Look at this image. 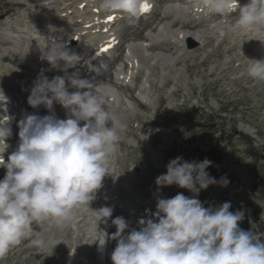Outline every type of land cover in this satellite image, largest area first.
<instances>
[{
	"label": "rangeland",
	"instance_id": "1",
	"mask_svg": "<svg viewBox=\"0 0 264 264\" xmlns=\"http://www.w3.org/2000/svg\"><path fill=\"white\" fill-rule=\"evenodd\" d=\"M60 2L62 0H0V82L6 79L4 82L10 88L31 89L41 71L30 69L24 63H34V51H30L26 56L25 49L10 46L5 36L18 37L24 46L26 43L33 44V37H37L35 45L41 46L44 38L38 34L31 36L28 32H23L22 25H27L31 30L32 24L29 21L38 19L53 27L61 26L60 22H56L60 13H54L60 9ZM66 3L71 2L68 0ZM17 5L21 8L17 9ZM161 8V3L156 2L155 14L148 22H152L157 15H163ZM5 11L10 13L5 15ZM187 17L192 16H183ZM171 21L159 24L154 33L151 31L152 23L150 27L143 28L146 22H140L135 26L137 28L125 37V51L134 49L139 53L141 60L138 67H133L136 69L128 70L126 84L129 88L120 87L116 83V80L123 79L125 74L123 64L127 56L122 49L116 53L121 55V63L114 67L112 74L97 82L112 90L113 95L109 97L107 104L113 115L110 123L112 126L114 121L119 123L118 130L122 136L117 152L109 158L110 174L106 175L102 182L108 186L107 191L117 197L116 200L111 197L116 204L114 206H123V210L132 217L130 228L138 230V220H134L138 213L146 215L148 211H141L139 207L148 199L172 198L177 193L193 196L188 190L175 185L160 187L159 191L157 190L155 180L159 175L166 173L167 163L178 156L185 161L198 162L207 158L212 164L205 171L218 181L221 177H226L229 182L227 186L209 185L201 190L196 198L205 207L231 202L230 211L241 210L244 213L239 227L259 234L263 240L264 90L259 84L264 82L246 84L242 79L247 75L246 62L250 59L249 54L245 53V48L250 45L229 52L223 43L228 38L227 32L223 29L216 30V40L210 39L208 45H202L200 40L196 39L197 43L202 45L199 47L197 60L203 61L210 57L207 71L202 66L191 69L190 57L193 55L184 56L180 43L170 42L171 45L165 50V45L161 46L162 44L155 41L159 34L170 30ZM4 22H16L15 30L18 31L15 33L7 30ZM207 29L205 26L193 32H183L190 36L200 35L202 32L211 34L212 31ZM137 33H141L147 40L139 41L135 37ZM168 39L165 37L166 42ZM155 44L161 49L150 50L149 47ZM217 51L221 52L220 58L215 56ZM177 60L180 62L177 63ZM255 60H259V57L256 56ZM186 67L189 73L186 72ZM44 69V75L49 79L63 75L56 70ZM210 73L213 75L209 76ZM143 97L144 99H141ZM141 103L145 106H140ZM154 211L155 207L149 212ZM78 212L84 213L85 222L74 220ZM88 217H93V211L84 205L74 209L71 218L63 222L49 218L31 224L37 238L42 232L50 229L51 232L60 233L59 225L65 222V226L71 229L74 248L80 249V253L74 256L75 260H72V254H61L60 250H57L54 245L57 243L55 234H48L44 241L38 242L34 238L30 243H23L22 239L31 235L26 227L22 239L13 245L6 255L0 257V264H83V261L86 264L91 263L94 257L88 258L91 256L89 242L79 237L85 231ZM57 237L60 241L65 238L63 234ZM60 244L63 246L66 242Z\"/></svg>",
	"mask_w": 264,
	"mask_h": 264
},
{
	"label": "clouds",
	"instance_id": "2",
	"mask_svg": "<svg viewBox=\"0 0 264 264\" xmlns=\"http://www.w3.org/2000/svg\"><path fill=\"white\" fill-rule=\"evenodd\" d=\"M100 4L105 13L132 12L139 7L138 0H100ZM201 4L217 16H227L239 7L232 25L235 32L264 30V0H248L243 6L238 0H201ZM40 36L44 38L40 59L48 63V70L59 69L63 75L49 79L43 70L37 75L27 104L32 108L43 105L50 114H22L16 123L18 144L7 162L4 154L10 147L6 141L12 135V118L0 116V166L6 170L0 179V257L33 222L48 218L63 222L74 209L89 207L103 178L110 174L109 158L120 142L107 108L112 90L81 78L78 70L69 73L81 56L54 35ZM247 60V76L264 82V59ZM6 99L0 90V100ZM54 103L65 110L66 118L55 116ZM211 164L207 158L198 162L179 156L167 163L166 173L155 180L157 190L175 185L193 196L158 197L155 211L137 221L138 230L130 228L124 217L114 218L112 264H264V240L239 227L243 211H230L231 202L205 207L196 198L209 185L229 182L226 177L219 181L211 177L205 171ZM93 211L97 213L93 231L97 232L113 209Z\"/></svg>",
	"mask_w": 264,
	"mask_h": 264
},
{
	"label": "bare ground",
	"instance_id": "3",
	"mask_svg": "<svg viewBox=\"0 0 264 264\" xmlns=\"http://www.w3.org/2000/svg\"><path fill=\"white\" fill-rule=\"evenodd\" d=\"M33 1H35V0H33ZM72 1H73L72 5L69 7L70 8L69 10H71V13H69L68 10H65L64 14L61 15V16L62 17H66L67 19H70V21H72L74 15H76V14L81 15V16H79L80 23H77L80 26L78 28H81V30L84 31V32L90 33V29L84 28L83 25L84 24H86V25L87 24H91V22L93 21V14L91 13L90 9L86 8V9L81 10L79 5L81 3H85L88 6H90L89 4H90L91 1L90 0H72ZM162 1H166V2L168 1L169 3H171L170 7H175V9L177 11H178V8H182L183 10L186 9V11H184L183 13L179 14L181 16L182 15L183 16L186 15L188 13L187 12L188 9L190 11H192V8L194 9L193 11H194V15L197 17L196 19L188 18V19L175 20V21L172 22V26L175 27V29H172L173 31L169 32L173 36L174 41L176 43H180V46H182V50L184 51L183 52L184 56L193 55L192 57H190V59L192 60L191 69L199 67V66H202L203 69H205V71H207V65L210 63V57H207L203 61H198L197 60V56L199 54V50H200L202 45H208L211 42L210 39L211 40H214V39L216 40V35H215L216 32L215 31L216 30L217 31H219V30L221 31L222 29L225 30L227 32V35H228V38L223 41V43L226 45V50L227 51L235 52L238 49L240 50L242 47H246V45L249 44L250 47H246L245 48V50H246L245 53L249 54L250 60H252V59L255 60L256 56L259 57V60L264 59V30H261V31L251 30V31H243V32H235V31H233L232 25H233V21L236 18H238L239 7L237 8L236 11L229 13L227 16L226 15H218L217 16L215 14L214 15L210 14L209 11L202 6L201 0H162ZM95 3L97 4V6H99V8L101 7L100 0H95ZM96 4H94V5H96ZM62 5H64V4L62 3ZM238 5L242 6V4H238ZM17 7L20 8L18 5H17ZM61 12L62 11L60 9H57L54 13H61ZM94 16H95V14H94ZM168 19H169V16L163 15V16L159 17L157 15V17L155 19H153V22L156 21V20H157V22H162V21L168 20ZM98 26L99 25H96V28ZM205 26H210V28L207 27L208 28L207 31H212L211 34H207V33L202 32V34H200V35L188 36L187 33H184L183 30H182V29H186V30L189 29V30H195L196 31L197 29H199L201 27H205ZM143 27L144 28L145 27H149V25H144ZM18 29H20V28H18ZM26 36H25V38H26ZM90 37L92 39H95L94 36H90ZM135 37L138 38V39H144L145 38L143 35H141V33H137L135 35ZM196 39H199L200 43H202V45L197 43ZM25 40H27V39H25ZM191 44H193V46ZM170 45H171L170 42H166L165 43V47H166L165 50ZM149 48H150V50L161 49L157 44H155L153 46H150ZM32 52L33 51H31V53ZM215 56L217 58H220L221 57V52L217 51ZM101 60L102 59H100L98 62H101ZM187 61L185 63H187V65H188ZM178 62H180V60H177V63ZM248 63H249V61L246 62V66L248 65ZM24 64H25L26 67L29 66L26 63H24ZM29 67H31V66H29ZM36 69H38V68H36ZM233 69H234V67H232L231 70H233ZM186 72L189 73V71L187 70V67H186ZM211 75H213V73L209 74V76H211ZM242 79L246 82V84L255 82L254 80L250 79L247 75L243 76ZM120 84H121L122 87H125L124 82L121 81ZM259 86H262L263 90H264V83H260ZM242 89H244V88H242ZM247 89L248 88H246L244 90H247ZM262 94L264 95V93H262ZM141 99H144V97L141 98ZM140 102L141 101H139V103ZM140 106L144 107L145 104L141 103ZM119 137H122V136L120 135ZM75 219H77L79 223H83V222L86 221V217H85L83 212H80V213L78 212V214L75 215L74 220ZM64 223H60V225H59V228L61 229L60 233L51 232V229H50L48 231L42 232L37 238H36V235L34 234V231L31 229V226L27 227V229L30 231L31 235H29L26 238H23L22 242L23 243H30V241L34 240V238L37 239L38 242L39 241H44L47 238L48 234H52V235L55 234V239L57 240V243L54 244V245L56 246L57 250L59 249L61 254H64V252H65L68 255L72 254L73 257L77 256L80 253V249L79 248H74L73 242H72V239H71V236H72L71 229L70 228L68 229V227L65 226ZM60 234H63V236L65 237L61 241L57 237V235H60ZM79 237L84 238V233L81 236H79ZM92 241H94V240H92ZM63 242H66V244L61 246L60 243L63 244ZM58 245H60V246H58ZM72 260H75V257ZM63 262H65V261H63Z\"/></svg>",
	"mask_w": 264,
	"mask_h": 264
},
{
	"label": "snow or ice",
	"instance_id": "4",
	"mask_svg": "<svg viewBox=\"0 0 264 264\" xmlns=\"http://www.w3.org/2000/svg\"><path fill=\"white\" fill-rule=\"evenodd\" d=\"M139 10L140 12H147L150 10V6L147 4V3H141L139 5ZM114 17H112L111 15L108 16V21H111L113 20ZM107 49H104V51H106Z\"/></svg>",
	"mask_w": 264,
	"mask_h": 264
},
{
	"label": "trees",
	"instance_id": "5",
	"mask_svg": "<svg viewBox=\"0 0 264 264\" xmlns=\"http://www.w3.org/2000/svg\"><path fill=\"white\" fill-rule=\"evenodd\" d=\"M254 205H256V203H254ZM264 235V233H262Z\"/></svg>",
	"mask_w": 264,
	"mask_h": 264
}]
</instances>
